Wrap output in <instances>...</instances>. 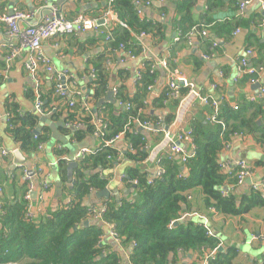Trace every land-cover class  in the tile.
<instances>
[{
	"label": "trees",
	"instance_id": "16d2710c",
	"mask_svg": "<svg viewBox=\"0 0 264 264\" xmlns=\"http://www.w3.org/2000/svg\"><path fill=\"white\" fill-rule=\"evenodd\" d=\"M192 1L181 0L176 8L181 16L178 27L183 41L189 38L190 32H197L188 18ZM215 1L206 0L208 10L213 9ZM152 6L155 7L151 4L150 8ZM108 7L106 0L104 10ZM110 7L118 21L127 27L123 28L119 23L112 22L108 29L110 39L104 47V55L92 69L95 78L88 77L90 71L84 73L87 79V93L84 97L95 113H86L78 99L75 100L74 107L69 108L67 103L58 100L56 96L53 101L47 97L46 102L41 96L43 112L50 115L51 120L65 112L64 125L82 121L84 127L78 129L61 125L65 136L76 143L93 137L95 119L106 124L103 140L122 133L128 127L120 140L126 144L122 162L126 166L122 171L124 179L121 182L126 188L132 189L131 198L127 197L119 202L111 197L104 199L102 205L105 212L100 221L111 224L121 239L122 246L130 248V264H175L180 254H191L200 263L205 254L214 249H217L214 260L208 264H233L237 257L234 246L223 247L219 239L215 235H207L203 224L194 218L179 219L191 210L192 205L187 197L195 189H199L206 210L214 208L216 213L224 216L242 218L256 208H264L261 190L255 191L250 187L240 196L233 194L231 188L236 184V170L223 169L220 164L225 145L235 134L250 136L264 147V127L257 125V114L246 116L247 110L254 107V104L245 102L240 108H232L222 101L218 119L223 121V128L206 121L211 109L204 106L203 116L194 117L189 123L194 155L184 164L178 159L167 161L161 155L160 166L164 173L148 184V173L139 167L148 157V133L140 131L135 121L147 122L152 126L161 122L169 127L179 99H168L167 90L156 98L150 97L148 87L154 84L157 72L156 68L150 71L154 62L144 59L140 78L135 82V92L130 94L127 91L128 73H125L116 88L117 103H129V110L118 106H99V101L110 91V76L105 70L107 56L119 50L120 45L124 52L128 51L136 57L142 56L143 47L135 36L145 33L154 43L163 39L166 24L161 20L150 19L145 15V10L140 18L134 0H112ZM160 9L164 12L163 7ZM168 63L171 67L172 61L169 60ZM3 67L2 62L0 71ZM242 76L245 81H249V76ZM75 82L77 86L81 83L77 79ZM185 93L186 89H181L180 98ZM166 109H169L168 113L160 119L156 112ZM7 112L10 116L6 121L5 132L21 153L26 157L32 156L40 143L49 140V128L43 123L39 126L40 117L36 113H20L14 105L8 107ZM36 129H39L37 135L34 134ZM155 135L153 133L152 136ZM160 136L161 133H158L154 140L158 141ZM97 141L94 153L83 157L73 170L74 185L71 189L66 188L69 202L63 204L50 218L34 222L27 217L29 202L24 199L26 182L22 185L23 197L13 201L8 198L0 200V264H118L120 255L117 252L102 253L99 245L102 226L98 222L83 225L86 221H92L90 206H86L85 201L91 198L92 192L95 195L107 189L112 179V170L118 164L115 159L119 153L114 146L107 147L102 140ZM67 165L64 160L57 164L62 182L66 179ZM130 180H136V185L128 183ZM176 221L177 225H170ZM218 247H221L220 251Z\"/></svg>",
	"mask_w": 264,
	"mask_h": 264
},
{
	"label": "crops",
	"instance_id": "0c3cea01",
	"mask_svg": "<svg viewBox=\"0 0 264 264\" xmlns=\"http://www.w3.org/2000/svg\"><path fill=\"white\" fill-rule=\"evenodd\" d=\"M180 1L166 0L161 4L154 1L155 7L145 9L144 13L147 17L152 20H161L166 25L163 39L156 40L154 43L150 37L140 39L144 55L131 59L123 50H117L107 56L105 70L110 76V91L116 89L120 80H123L125 73H128L127 91L133 94L135 92V74L137 70L141 69L144 59L150 62L159 60L169 62L170 60L172 61L171 68L185 81L193 84L202 94L211 93V85L217 84L218 91L223 94V101L228 106L232 108L239 106L240 108L245 102L254 104V107L247 110L246 116L256 113L257 125L264 127V100L250 101L249 99L256 97L259 90L264 87V72L255 78L254 83H251L250 79L245 81L244 76L240 75L238 71V60L247 49H251L253 52L249 58V66L260 67L264 65V0H252L243 9H240V3L243 0H216L211 11L208 10L206 0H193L189 8L188 18L197 32L192 34L190 32L186 41L181 40L183 36H181V30L178 27L181 16L176 12V8ZM105 4L106 0H48L49 6L57 7L67 18H73L80 14L98 17L103 13ZM40 5L38 0H0V12L9 13L13 9H18L24 13L34 12L36 13L34 20H38ZM162 7L164 12L159 10ZM42 13H48V10L46 9ZM111 24H107L104 28L108 30ZM200 31H205L207 35L202 37L199 34ZM4 32L5 26L0 23V44L3 41ZM105 45L106 41L102 37L98 38L91 33L73 34L44 41L42 51L56 71L70 72L78 82H81L78 90L84 96L87 93V79L84 73L92 70L94 65L99 64L104 55ZM6 51L0 50V63L3 62V55L6 54ZM28 54L27 50L23 51L15 58L7 72L0 71V149L10 152L8 156L0 158V200L8 198L13 201L15 198L23 197L24 175L22 167L28 171L40 168L47 177L49 188L44 193L43 203L39 202L37 196L31 197L29 202L30 219L38 222L50 218L63 204L67 203L66 188H69L71 184L67 181V176L62 182L57 171L58 162L73 157L81 149L96 148L98 141L90 137L81 143H76L71 141L70 137H66L61 126H57L58 123H61L63 127L66 126L63 122L65 114L63 112L62 116L55 120L49 118L48 122L45 123L49 128V140L44 143L42 149L37 150L30 157L21 153L25 159V164H16L13 152L18 148L5 132L7 127L5 115L8 113L7 108L13 105L18 108L20 113H36L34 108L35 84L24 69ZM204 56H208V58ZM156 72V79L151 86V91L148 92L151 98H156L164 90H167L166 71L157 65ZM39 78L42 82L41 96L45 102L47 97L52 101L55 100L49 74H45L40 68ZM113 101L114 104L105 102L102 105L105 107L110 105L116 108L117 100L114 94ZM248 104L246 103V105ZM204 106L206 105L198 102L188 106L181 116L180 123L168 127L169 132L175 134L180 128H189L192 118L203 116L202 109ZM259 106L260 109H257ZM92 109L94 111V108ZM168 111L169 109L159 111L156 112V115L163 119L162 117ZM42 116L50 117V115H39V117ZM40 124L42 125L39 123V126ZM49 124L55 126L53 131ZM147 133L148 157L139 167L148 173V176H151L155 175L157 171V158L165 152V131ZM153 133L154 135L161 133L158 141L154 140L157 135L152 136ZM229 143L227 149H224L220 164L245 160L253 169L250 184L247 183L246 179L240 186L232 190L233 194L240 196L247 192L253 184H260L264 181V147L257 144L250 136L233 137ZM114 148L123 157L126 144L123 141H118L114 144ZM184 148L187 147L184 145ZM122 165L121 163L112 170V179L107 186L111 199L116 202L127 197L131 198L132 194V189L126 188L119 179L126 166ZM39 189V182L34 181L36 194L40 191ZM93 193L91 198L85 201V204L88 203L91 207L103 206L102 201L104 199H98ZM189 195L191 197L189 202L192 205L189 213L206 216L207 210L204 207L199 189L191 191ZM206 219L211 231L223 247L234 246L236 248L237 257L233 264H264V244L252 240V236L264 235V208H256L242 218L215 213ZM194 220L197 221L196 218ZM86 222L88 224L98 222L102 226L103 233L99 245L103 254L117 252L120 255L118 264H130V248L122 246L121 243L117 244L108 236L109 231L106 223L100 220ZM195 260L196 257L191 254H180L175 264H200Z\"/></svg>",
	"mask_w": 264,
	"mask_h": 264
},
{
	"label": "built area",
	"instance_id": "2783aa9c",
	"mask_svg": "<svg viewBox=\"0 0 264 264\" xmlns=\"http://www.w3.org/2000/svg\"><path fill=\"white\" fill-rule=\"evenodd\" d=\"M41 5L38 9L40 17L38 20H34V16L36 13H24L19 11L18 9H13L11 12L1 13L0 12V23L5 26V32L3 41L0 44V50L6 51V54L3 55V69L1 72H7L14 62L15 58L18 57L20 53L23 51H28V57L24 64V69L29 75L30 79L35 84V99H34V108L36 113L39 115H46L43 112V100L41 99V85L42 82L39 78V69L43 70L45 74H49L50 82L53 85L54 94L58 100H63L68 104L69 108L74 107L75 100L78 99L86 113L89 115L93 113L91 112V107L88 105L86 98L81 94L78 90V86L75 82V77L72 73L63 71L58 72L54 69L50 60L47 59L42 51V43L51 38H61L66 35L73 34H85L91 33L98 38H103L104 41H109L110 34L107 29L104 27L107 24L112 22H117L123 28L127 26L118 21L115 13L112 11L110 7V3L112 0H108L109 7L103 11V13L98 17H88L85 15H76L73 18H67L65 15L61 13L55 6H49L48 0H38ZM156 1L158 4L165 2L166 0H147L140 1L134 0V4L137 7V15L141 18L143 17V11L147 8H150V5ZM252 0H243L240 3V9H243L246 5H248ZM151 3V4H150ZM48 10V13H42L44 10ZM99 20H105L108 23L105 25H99ZM192 34V33H191ZM199 34L202 37H205L207 33L205 31H200ZM149 37V35L145 33H141L135 36V39L140 41V39ZM119 50H123V46H119ZM126 52V51H125ZM127 55L134 59L136 56L131 54L130 52H126ZM253 54L251 49H247L244 51L242 57L238 60V71L240 75H246L250 77V82L254 83L255 78L258 77L262 72H264V65L260 67H251L249 66V58ZM142 55H144V50ZM208 58V56H204ZM162 67L165 71V79L168 93L166 97L168 99H179L178 106L175 110V117L172 121L171 125H176L180 123L181 116L185 113L186 108L191 106L194 102L202 103L210 107L211 113L207 116L206 121L219 124L221 127H224L223 121L218 119L220 114V103L224 100L223 94H220L218 91L217 84L211 85V93L204 95L199 92L195 86L191 83H188L184 80L183 77H180L177 72L169 66V63L164 60H159L154 62L150 66V71L152 72L156 66ZM144 67L142 65L141 69ZM137 70L135 74V80H139L140 78V70ZM90 79L95 78V74L93 70H90L88 74ZM152 87H148V91H151ZM186 89V93L183 97L180 98V90ZM113 94L116 95V89L112 90ZM250 101H255L256 99L264 100V87L259 90V93L256 97H250ZM118 107H122L125 110H129L131 108L129 103H117ZM10 114L6 113L5 119L8 120ZM43 117V116H42ZM96 125V128L93 132V138L96 140H102L105 146L110 147L114 146L118 141L121 140L125 132L128 130V127L124 129L122 133L115 135L114 137L103 140L104 138V129L106 124L101 120L95 119L93 121ZM136 125L145 132H150L153 126L161 127L163 124L158 122L156 125H151L147 122H142L139 120L135 121ZM66 127L71 129H78L84 127V123L82 121H73L71 123H67ZM233 137H243L241 134H235ZM165 139V152L164 155L167 161H171L173 159H178L181 164H184L187 159L191 158L194 155V147L192 143V130L190 128H180L175 134L169 132V130L165 131L164 135ZM230 142V140H229ZM229 142L226 143L225 149L229 146ZM184 145L187 148H184ZM44 143H40L38 145L37 150L42 149ZM60 149V148H59ZM95 148H84L81 149L76 155L71 158L64 159L68 164L70 162H79L86 155H90L94 153ZM10 152L0 149V158H4L8 156ZM115 161L118 163L117 167L122 163L123 157L118 154ZM157 171L155 175H151L147 177L148 184L152 182L153 179L160 178L164 173L163 169L160 166V157L156 160ZM221 167L223 169L235 168V179L236 184L235 188L240 186L246 179H250L253 173L252 167H250L245 160H239L234 163H222ZM24 182L27 183V190L24 194V199L28 202L31 200V195L35 192L34 190V181L39 182L40 191L37 193V198L40 203L44 201V193L49 188V183L47 182V177L42 173L40 168H34L33 171H28L24 167H22ZM120 181L124 179L123 175L119 177ZM128 183L132 185H136V180H130ZM234 187L231 189L233 190ZM252 189L257 191L261 190L262 195L264 197V184L263 182L260 184H253ZM190 195H188L187 199L190 200ZM69 202V200L67 201ZM89 211L92 216V220H100L102 214L105 212L104 206L99 207H91ZM214 208H209L207 210L206 216H202L198 213H185L183 214L179 220H183L184 218H196L199 220L203 226L207 230V235L213 236V232L209 227L208 220L206 219L209 215L215 214ZM208 214V215H207ZM27 217L30 219L29 214V206L27 211ZM177 222V221H176ZM175 222L170 223V225ZM108 226V236L113 239L117 244L121 243V239L118 237L117 233L114 232V228L111 224H107ZM253 241H260L264 244V235H255L252 236ZM134 245V244H133ZM219 248V247H218ZM217 249L206 253L200 264H208L209 261L214 260L215 252ZM6 264H14L12 262Z\"/></svg>",
	"mask_w": 264,
	"mask_h": 264
},
{
	"label": "water",
	"instance_id": "95a60500",
	"mask_svg": "<svg viewBox=\"0 0 264 264\" xmlns=\"http://www.w3.org/2000/svg\"><path fill=\"white\" fill-rule=\"evenodd\" d=\"M108 22L105 21V20H99L98 21V24L99 25H105L107 24ZM84 91V90H82ZM105 102H109V103H112L114 104V101H113V92L112 91H109L106 95V97L104 99H101L99 101V105H102L103 103ZM117 107V106H116ZM95 113V110L93 111ZM50 117H40V122L45 124L48 122V119ZM50 127H51V130L53 131V127H55L54 125L52 124H49ZM57 126H61V123H58ZM140 131H143L142 129H139ZM168 130V127H166L165 125H162L161 127H157V126H153L151 128V131H167ZM38 131L39 129H36L34 131V134H38ZM13 155L15 157V162L16 164H19V165H23L25 164V159L22 157V154L20 151L16 150L13 152ZM77 167V163L75 162H70L68 163L67 165V169H66V176H67V181L71 184V186L69 187V189H71L74 185V180H73V170ZM247 183L250 184V179L248 178L247 179ZM37 194L34 192L31 197H36ZM95 196L98 198V199H109L110 198V191L108 189H104L103 191H100L98 193L95 194ZM88 207H89V204L87 203L86 204ZM178 223L175 222L174 225H177ZM84 226H87L88 225V222H84L83 223ZM221 250V247H219V251Z\"/></svg>",
	"mask_w": 264,
	"mask_h": 264
}]
</instances>
